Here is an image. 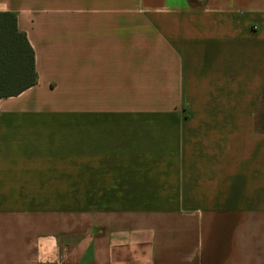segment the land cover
<instances>
[{
  "label": "crops",
  "instance_id": "crops-1",
  "mask_svg": "<svg viewBox=\"0 0 264 264\" xmlns=\"http://www.w3.org/2000/svg\"><path fill=\"white\" fill-rule=\"evenodd\" d=\"M0 12L38 75L0 100V264H264V0ZM49 163L115 202L44 206Z\"/></svg>",
  "mask_w": 264,
  "mask_h": 264
},
{
  "label": "trees",
  "instance_id": "trees-1",
  "mask_svg": "<svg viewBox=\"0 0 264 264\" xmlns=\"http://www.w3.org/2000/svg\"><path fill=\"white\" fill-rule=\"evenodd\" d=\"M35 52L20 31L13 12H0V100L18 96L37 84ZM264 104V97H262ZM264 112L256 113V129L264 132Z\"/></svg>",
  "mask_w": 264,
  "mask_h": 264
},
{
  "label": "rangeland",
  "instance_id": "rangeland-1",
  "mask_svg": "<svg viewBox=\"0 0 264 264\" xmlns=\"http://www.w3.org/2000/svg\"><path fill=\"white\" fill-rule=\"evenodd\" d=\"M194 5L198 0H190ZM56 169L50 167L46 169L44 177V186L40 188V201L44 206L68 207L69 204L76 206V208H86L94 204H102L103 202H115L116 194L110 193H92L85 192V178L83 176L77 177V190L74 192L73 188H69L62 184L64 178L57 179L51 172ZM68 179V178H67ZM71 189L72 192H69ZM75 202V203H74Z\"/></svg>",
  "mask_w": 264,
  "mask_h": 264
}]
</instances>
